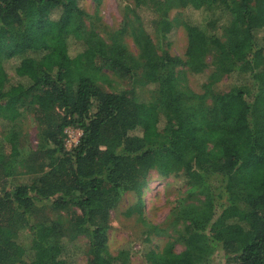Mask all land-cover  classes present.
Segmentation results:
<instances>
[{
    "label": "trees",
    "instance_id": "16d2710c",
    "mask_svg": "<svg viewBox=\"0 0 264 264\" xmlns=\"http://www.w3.org/2000/svg\"><path fill=\"white\" fill-rule=\"evenodd\" d=\"M178 26L195 53H170ZM0 120V264H264V0H133L110 29L78 0H0ZM153 171L180 183L162 224ZM126 194L162 246L111 254Z\"/></svg>",
    "mask_w": 264,
    "mask_h": 264
},
{
    "label": "rangeland",
    "instance_id": "374dc122",
    "mask_svg": "<svg viewBox=\"0 0 264 264\" xmlns=\"http://www.w3.org/2000/svg\"><path fill=\"white\" fill-rule=\"evenodd\" d=\"M82 9L90 15V22L104 28H117L122 20V16L126 5H132L133 0H78ZM175 11L171 12L173 16ZM198 15V12L196 13ZM201 19V16L198 17ZM170 53L173 55H179L181 57L188 54L190 48L191 53H195L198 46H191L188 41L185 30L182 26H178L177 30L171 36ZM131 42V39H128ZM130 46L132 44L130 43ZM9 72L8 62L5 63ZM190 84L199 89V80L196 77L189 78ZM120 88H127L129 85L127 82H121ZM149 93L150 91L146 87L135 88V99L141 106V124L146 128L151 114L149 108ZM28 115V114H27ZM32 115L26 120L25 136L22 139L24 145L29 143L34 146L36 143V124L31 120ZM3 127V122L0 120V129ZM148 129V128H147ZM66 139L65 145L68 149L76 145L81 131L77 128L68 127L65 130ZM148 187L144 192V207L143 212L147 221L154 224H162L171 206V201L179 192L180 183L176 178H164L159 177L156 172H151ZM134 201V197L126 194L120 203L117 211L111 212V228L109 230L108 246L111 254H116L120 248L132 247L133 250H141L143 248L142 243L147 239H151V247H160L163 245L164 237H154L146 233L147 227L143 222L137 221V215H126L128 206ZM147 234V235H146ZM183 249L180 244L176 245V251ZM140 253V252H139ZM77 264H85L83 256H76L72 258ZM223 258H215L217 264L223 262ZM127 264H143V260L139 254L131 255L128 258Z\"/></svg>",
    "mask_w": 264,
    "mask_h": 264
}]
</instances>
